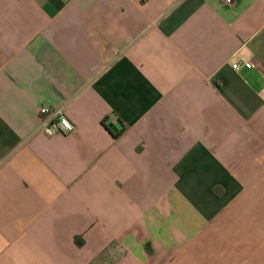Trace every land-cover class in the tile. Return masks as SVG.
I'll return each mask as SVG.
<instances>
[{"label":"crops","instance_id":"1","mask_svg":"<svg viewBox=\"0 0 264 264\" xmlns=\"http://www.w3.org/2000/svg\"><path fill=\"white\" fill-rule=\"evenodd\" d=\"M0 264H264V0H0Z\"/></svg>","mask_w":264,"mask_h":264},{"label":"built area","instance_id":"2","mask_svg":"<svg viewBox=\"0 0 264 264\" xmlns=\"http://www.w3.org/2000/svg\"><path fill=\"white\" fill-rule=\"evenodd\" d=\"M225 1L228 3L233 2V0ZM242 65L251 67L252 62L235 60L232 64L235 69H239ZM39 113V129L47 136L67 134L75 130V124L66 113L64 105H43L40 107Z\"/></svg>","mask_w":264,"mask_h":264},{"label":"trees","instance_id":"3","mask_svg":"<svg viewBox=\"0 0 264 264\" xmlns=\"http://www.w3.org/2000/svg\"><path fill=\"white\" fill-rule=\"evenodd\" d=\"M116 135H118V133L116 134ZM76 240H77V242H79L80 243V241H79V238L78 237H76ZM106 250H103V252H105Z\"/></svg>","mask_w":264,"mask_h":264},{"label":"water","instance_id":"4","mask_svg":"<svg viewBox=\"0 0 264 264\" xmlns=\"http://www.w3.org/2000/svg\"><path fill=\"white\" fill-rule=\"evenodd\" d=\"M113 129L116 130L117 128L114 127Z\"/></svg>","mask_w":264,"mask_h":264},{"label":"rangeland","instance_id":"5","mask_svg":"<svg viewBox=\"0 0 264 264\" xmlns=\"http://www.w3.org/2000/svg\"><path fill=\"white\" fill-rule=\"evenodd\" d=\"M120 251H118L117 255L119 254Z\"/></svg>","mask_w":264,"mask_h":264}]
</instances>
